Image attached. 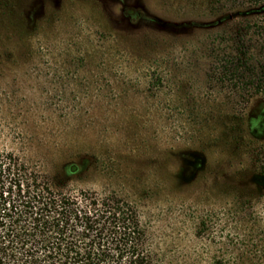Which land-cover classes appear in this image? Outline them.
Here are the masks:
<instances>
[{"label": "rangeland", "instance_id": "374dc122", "mask_svg": "<svg viewBox=\"0 0 264 264\" xmlns=\"http://www.w3.org/2000/svg\"><path fill=\"white\" fill-rule=\"evenodd\" d=\"M238 48L264 0H0V150L134 202L159 264H264V72L209 83Z\"/></svg>", "mask_w": 264, "mask_h": 264}, {"label": "trees", "instance_id": "16d2710c", "mask_svg": "<svg viewBox=\"0 0 264 264\" xmlns=\"http://www.w3.org/2000/svg\"><path fill=\"white\" fill-rule=\"evenodd\" d=\"M238 50L233 63L214 67L209 83H229L243 99L261 92L264 65L246 61ZM257 162L264 179V146ZM70 168L76 171L78 165ZM158 262L134 202L116 191L57 190L36 166L0 150V264Z\"/></svg>", "mask_w": 264, "mask_h": 264}]
</instances>
